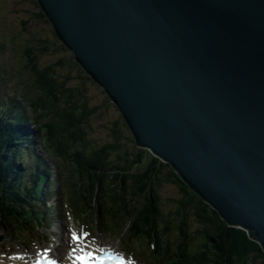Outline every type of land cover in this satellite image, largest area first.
Wrapping results in <instances>:
<instances>
[{"label":"water","instance_id":"obj_1","mask_svg":"<svg viewBox=\"0 0 264 264\" xmlns=\"http://www.w3.org/2000/svg\"><path fill=\"white\" fill-rule=\"evenodd\" d=\"M38 3L136 146L264 250V0Z\"/></svg>","mask_w":264,"mask_h":264},{"label":"trees","instance_id":"obj_2","mask_svg":"<svg viewBox=\"0 0 264 264\" xmlns=\"http://www.w3.org/2000/svg\"><path fill=\"white\" fill-rule=\"evenodd\" d=\"M39 9V16L41 19L47 20L48 17L46 13L41 7ZM3 32H0V35ZM9 38H16V34L10 36ZM7 40L8 38L6 36L0 37V53L6 51ZM10 44L16 45V42H12ZM64 46L68 48L65 44ZM12 51H14V49ZM19 51L21 53V50ZM31 54L32 55H29V57L31 56L30 59L35 61V57L33 58L34 53L31 52ZM14 55L17 54L14 53ZM74 60L77 64H79L75 59V54ZM58 64H63V62L61 61ZM79 65L82 67L81 64ZM32 67L36 70L37 68L38 70L41 68L40 66L39 68L35 63L32 65ZM32 67L29 66L31 73L36 74ZM40 70V75L43 78V87H40L39 77L36 74L37 79L33 78L32 86L35 89V93L38 94V99L33 100L32 104L36 106L37 110L44 113L42 118H48L51 116L56 118L61 116L58 113V110L53 109L51 111H46L41 106L40 101H43L46 98L47 102H50V99L46 97L43 92H46L49 97H54L56 101L62 99V101L67 105V108L63 109L64 113L62 114L61 118L58 119V123L61 126L65 125V127L50 128L60 132L66 131L70 134V136L78 137L74 138V142L83 143L84 141L88 140L84 132L85 128L88 132V128L90 126H87L86 124H88L89 120L94 115L100 112V108H94L91 110V108L85 104L81 92L68 87L67 80H63L61 81V84H58V75H56L54 69L51 67L46 66ZM91 80L93 79L91 78ZM56 83L59 86V90H56L55 88ZM50 88H53L54 90H51ZM0 98H2V96H0ZM110 99L112 104H114L121 112L118 104L111 97ZM76 111H80L79 114H76ZM121 114L122 118L124 119L123 123L126 124L128 130L133 134L122 112ZM38 120L41 121L40 116H38ZM20 123H27V120H25L23 117H20V115L17 113L14 115L12 113V108H9L5 105H0V181L2 180V177L4 178L7 177V175L12 176L14 174V171L11 168L13 166V161L9 157L10 154L8 152V149L10 146L14 145V142L9 137L6 129H4V126L6 125L9 127L10 124L11 127L14 128L15 125ZM111 132L114 138L112 143H106L103 145L104 147L96 149L94 151V160L98 163V165H110L109 156L111 155L114 157L112 155L114 154L116 156V158H114L117 161V165L120 168L122 167L124 169H128H126L128 171L127 174L121 178L117 177L113 181L118 183L120 179L123 181L130 179L133 182V196L139 202L138 206L141 209L140 213L144 217V221L147 223V225L151 227V224L155 220L169 225L170 221L176 219L177 217H180L183 227H185V225H187V223L191 220L196 222L197 225L194 236L196 235L197 238L201 236V238L198 239L201 241V248H198V253L196 252L198 254H196L197 257L200 259L198 264H264V250L262 246L257 241L251 239L247 231L236 226L229 225L228 222L222 217L221 213L206 200H204V198L196 191H194L190 185L185 183L170 164L155 159V161L150 163L148 166L139 167L138 165H142L144 162V159L140 155L143 153V149L140 148L136 153L133 154L132 149L129 151L126 146L124 148V145L120 143L121 130L114 127L112 128ZM4 133H6L8 136ZM131 140L133 144L138 145L137 139L134 135L132 136ZM52 141L53 139L51 136L50 142ZM6 149L7 154L5 157L7 158V161L5 160L6 166H4L2 161L4 160L3 153ZM146 151L147 150H145V152ZM166 185L174 187L176 193L174 195L173 201L174 209L165 213L162 207L164 201L161 191ZM118 186L120 187V185ZM113 188L116 189L114 185ZM0 195L2 199L4 190L2 189L1 185ZM16 207L17 204L14 203L13 211L16 210ZM5 214L6 213L2 211L0 207V217L6 219ZM5 221L9 222V224H12V222L10 223V219H6Z\"/></svg>","mask_w":264,"mask_h":264},{"label":"rangeland","instance_id":"obj_3","mask_svg":"<svg viewBox=\"0 0 264 264\" xmlns=\"http://www.w3.org/2000/svg\"><path fill=\"white\" fill-rule=\"evenodd\" d=\"M40 6L38 0H0V32H3L0 37L6 36L7 49L0 53V104L1 105H13L23 103L18 99V96L23 92H29L30 82H33V78L37 79L36 74L39 77L40 87H43V78L40 75L41 70L46 66L54 69L56 75H58V84L61 81L67 80V85L81 92L84 98L85 104L88 105L91 110L94 108H100V112L94 115L86 124L90 126L88 132L86 131V138L92 143L94 148L100 147L105 143H112V128H117L121 130L120 143L124 145L130 151L133 150V154L137 152L138 149H143V153L140 154L144 159L142 165L139 167H146L150 163L154 162L155 159L160 160L151 150L148 148L138 147L132 142V133L128 130L126 124H124V119L121 113L112 104L110 98L103 88L98 86L91 78L85 73L81 66L75 63L74 54L69 52L63 44L57 40L53 25L48 20H42L40 15ZM16 34V38L10 39V36ZM16 42V45L10 43ZM18 46V47H17ZM14 49V51H12ZM18 49V50H15ZM21 50V53L20 51ZM34 53L32 61L29 55ZM16 53L17 55H14ZM27 56V57H26ZM29 57V58H28ZM63 64H58L59 62ZM36 64L40 69L37 70L32 67ZM29 66L34 70L29 76ZM6 82L2 83V80ZM56 83V90H59V86ZM23 85V86H22ZM54 88V87H53ZM50 88L51 90H54ZM47 99L40 101L41 106L46 111H51L53 109L58 110V113L62 116L64 113L63 109L67 108V105L60 99L56 101L54 97H49L46 92H43ZM38 99V95H35ZM61 98V97H60ZM14 99L12 102L11 100ZM80 111H76L79 114ZM58 116L55 118V123H48L51 127H57ZM87 123V122H86ZM54 125V126H53ZM135 148V150H134ZM145 150H147L145 152ZM49 160H52V155L46 149H43ZM115 158L116 156L112 154ZM162 161V160H161ZM117 165V164H116ZM118 166V165H117ZM119 167V166H118ZM124 169V168H121ZM127 169V168H126ZM128 170V169H127ZM133 172V171H132ZM116 184V193L120 195L121 187L124 191L133 190V182L129 185L128 181H123L120 179ZM120 185V187L118 186ZM161 195L164 201V212H169L174 209V195L176 193L174 187L166 185L162 191ZM176 222L170 221L171 227L176 231L177 228H181L178 233L187 237L189 241L193 244H200L197 238L194 239V233L196 228V222L191 220L183 227L180 217L176 218ZM99 233L100 229L94 227ZM184 229L185 231H183ZM190 234V235H189ZM180 235V236H181ZM2 238V236H0ZM182 237V236H181ZM0 238V239H1ZM183 238V237H182ZM201 238V236L199 237ZM49 237H41L39 241H45ZM8 245H6L7 247Z\"/></svg>","mask_w":264,"mask_h":264},{"label":"bare ground","instance_id":"obj_4","mask_svg":"<svg viewBox=\"0 0 264 264\" xmlns=\"http://www.w3.org/2000/svg\"><path fill=\"white\" fill-rule=\"evenodd\" d=\"M1 96V95H0ZM33 134V136L35 137L36 136V134L35 133H32Z\"/></svg>","mask_w":264,"mask_h":264}]
</instances>
